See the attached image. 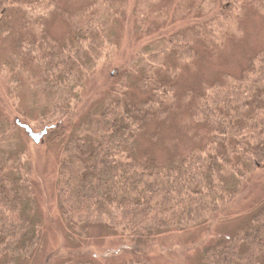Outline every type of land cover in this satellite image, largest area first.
Listing matches in <instances>:
<instances>
[{"label":"trees","instance_id":"obj_1","mask_svg":"<svg viewBox=\"0 0 264 264\" xmlns=\"http://www.w3.org/2000/svg\"><path fill=\"white\" fill-rule=\"evenodd\" d=\"M84 1L86 9L72 16L58 8L55 0H36L31 4L25 0H0V30L7 37L12 32L14 67L24 64L21 70L35 73L31 77L33 86L56 112L67 113L57 108L67 101L62 95L80 83V58L84 53L91 57L98 49L103 50L104 29L109 21L121 19L126 23V10L116 7L118 3L125 7L128 0ZM215 1L210 2V7L203 0L205 5L196 10L190 2L184 21L194 33L190 40L206 41L211 47L222 45V39L237 37L233 33L247 14L264 12V0ZM51 5L56 7V13L72 20L71 32L61 42L44 30L47 18L28 16L38 8L48 10ZM196 11L204 15L198 22L194 17ZM102 14L109 17L108 22ZM134 17L137 23L138 16ZM168 18L164 14L163 22ZM13 24L20 26L15 33L11 30ZM97 41L100 45L93 48ZM189 41L180 32L157 36V55L162 58L158 68L161 73L166 72L167 78H155V68L146 67L135 86L146 99L138 103L131 100L126 83H117L108 90L110 98L99 115L94 116L90 137L72 144L69 155L60 164L58 188L65 228L70 234H83V240L89 241L95 239L89 236L95 228H103L127 241L205 223L227 224L239 214L247 190L259 177L257 173L264 172V47L248 55L247 66L238 76L222 75L193 93L197 95L190 122L194 127L202 126V132L196 133L205 138L204 144L173 158L169 164L158 162L149 152L140 157L133 155L136 135L150 125L160 130L177 110L174 82L179 66L194 57ZM169 54L174 60L172 65L164 64ZM94 67L93 64L91 72ZM10 83L13 84L7 78L3 85L12 89ZM56 120L62 121V116ZM10 133V129L1 132L0 143L7 134L12 136ZM28 177L17 160L8 156L0 159L3 264H14L41 246V227L32 222L26 210L24 186L29 183ZM207 242L203 244L204 264H264V204L227 240L206 248ZM82 252L89 254L90 250ZM130 264L148 261L136 258Z\"/></svg>","mask_w":264,"mask_h":264},{"label":"rangeland","instance_id":"obj_2","mask_svg":"<svg viewBox=\"0 0 264 264\" xmlns=\"http://www.w3.org/2000/svg\"><path fill=\"white\" fill-rule=\"evenodd\" d=\"M25 1L31 4L36 0ZM214 1L204 0V3L212 7L210 2ZM55 2L58 8L72 16L86 9L82 5L86 2L84 0ZM190 2L195 10L205 5L203 0H128L125 7L118 3L116 9L126 10V23L121 19L109 21L108 27L104 29L106 42L103 50L98 49L91 57L85 55V52L80 58V83L71 92L62 95L67 101L57 107L67 113L56 112L48 106L52 103L48 102L35 84L33 86L31 77H34V72L26 71V68L21 70L24 64L15 69L12 32L7 37L0 30V133L8 129L12 131V136L7 134V138L0 143V159L8 156L17 160V165L28 172L30 184L24 186L28 198L26 210L32 222L41 227V246L29 256L17 259L14 264H66L67 261L72 264H130L136 258L147 260L148 264H204L206 249L203 244L208 241L207 248L220 240H227L235 231L243 228L264 204V172L260 171L256 183L247 190L248 195L238 208L239 214L227 224L205 223L183 231L172 230L127 241L110 229L106 231L95 228L89 235L95 239L87 241L83 240V234H70L65 228L58 200L60 164L69 155L73 143L90 137L94 116L99 115L110 98L108 90H112L119 82L126 83L129 94H132L131 100L138 103L146 99V95L135 87L137 81L143 78L146 67L155 68V78H167L166 72L161 73L158 68L162 58L157 55L159 50L155 44L156 38L160 34L180 32L186 35L188 41L192 39L194 33L184 22ZM55 8L54 5L44 11L38 8L34 13H28V16L47 18L44 30L50 37L61 42L71 32L72 20L63 18L62 14L56 13ZM13 14H10L11 20ZM135 14L139 19L137 23L134 21ZM164 14L169 17L167 22H163ZM203 16L196 11L194 17L199 20L195 21H200ZM102 17L108 22L109 17L104 14ZM19 27L13 24L11 30L15 33ZM233 34L237 37H227L222 39V45L212 47L199 39L189 41L194 57L179 66L177 81L174 82L177 110H174L168 124L162 125L160 130L156 125H150L136 135L133 147L135 157L149 152L158 162L169 164L173 158L205 143V138L196 133L202 132V126L194 127L190 122L196 101L193 99L197 95L193 93L201 91L205 84L220 79L222 75L238 76L247 66L248 55L264 47V12L247 14ZM97 45H100L98 41L93 48H97ZM164 61V64L172 65L174 60L169 54ZM93 64L95 67L91 72ZM2 66L7 68L3 70ZM82 73H85L86 78ZM86 74L91 75L90 78ZM7 78L8 82H13L10 83L12 89L7 90L6 85H3ZM59 115L62 121L56 120ZM16 120L28 125L34 133H40L45 128L48 133L35 145L25 131L16 125ZM90 244L94 247H90ZM83 250L90 252L83 254Z\"/></svg>","mask_w":264,"mask_h":264},{"label":"water","instance_id":"obj_3","mask_svg":"<svg viewBox=\"0 0 264 264\" xmlns=\"http://www.w3.org/2000/svg\"><path fill=\"white\" fill-rule=\"evenodd\" d=\"M16 124L25 131L27 136L32 140L35 145H38L42 138H44L48 132L47 129H44L40 133H34L28 125L21 124L19 121H16Z\"/></svg>","mask_w":264,"mask_h":264}]
</instances>
